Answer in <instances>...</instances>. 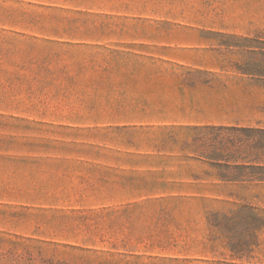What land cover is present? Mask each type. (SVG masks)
<instances>
[{
	"label": "rangeland",
	"instance_id": "1",
	"mask_svg": "<svg viewBox=\"0 0 264 264\" xmlns=\"http://www.w3.org/2000/svg\"><path fill=\"white\" fill-rule=\"evenodd\" d=\"M204 124L264 128V0H0V264H264Z\"/></svg>",
	"mask_w": 264,
	"mask_h": 264
},
{
	"label": "trees",
	"instance_id": "2",
	"mask_svg": "<svg viewBox=\"0 0 264 264\" xmlns=\"http://www.w3.org/2000/svg\"><path fill=\"white\" fill-rule=\"evenodd\" d=\"M177 131H183L188 140L182 142V150L188 153V159L201 161L216 170V177L223 182L244 183L264 181V159L256 154L257 140L264 136V128L243 127L237 125H182ZM170 130L171 136L175 130ZM209 175V173H205ZM194 178H200L193 175ZM241 201L244 199L240 198ZM210 221H239L250 226L243 238L236 241L227 239V246L235 257L249 253L256 243L257 232L264 227V211L248 203L241 202L226 212H214ZM227 238V237H226Z\"/></svg>",
	"mask_w": 264,
	"mask_h": 264
},
{
	"label": "crops",
	"instance_id": "3",
	"mask_svg": "<svg viewBox=\"0 0 264 264\" xmlns=\"http://www.w3.org/2000/svg\"><path fill=\"white\" fill-rule=\"evenodd\" d=\"M186 75V74H184ZM185 78V77H184ZM185 80V79H184ZM184 80L182 81H179L178 84H177V90L182 93L185 91V89H193V88H196L199 86V84H197L196 82H185ZM209 85V83L207 84ZM182 104V102H179V105Z\"/></svg>",
	"mask_w": 264,
	"mask_h": 264
}]
</instances>
